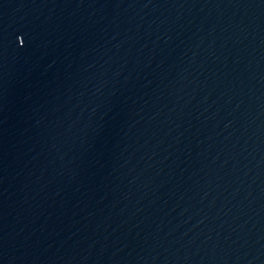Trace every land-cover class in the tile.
Listing matches in <instances>:
<instances>
[{
	"label": "water",
	"instance_id": "water-1",
	"mask_svg": "<svg viewBox=\"0 0 264 264\" xmlns=\"http://www.w3.org/2000/svg\"><path fill=\"white\" fill-rule=\"evenodd\" d=\"M0 264H264V0H0Z\"/></svg>",
	"mask_w": 264,
	"mask_h": 264
}]
</instances>
